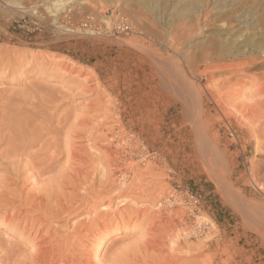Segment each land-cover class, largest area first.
Here are the masks:
<instances>
[{
	"label": "rangeland",
	"instance_id": "374dc122",
	"mask_svg": "<svg viewBox=\"0 0 264 264\" xmlns=\"http://www.w3.org/2000/svg\"><path fill=\"white\" fill-rule=\"evenodd\" d=\"M37 1L59 18L0 2V151L12 141L18 153L0 162V264H27L32 245L53 236L66 238L80 264H264V123L252 126L234 111L261 98L264 53L241 54L255 47L239 43L230 56L215 45L238 35L264 42V0H89L86 11L76 4L77 18L59 11L73 0L57 11L53 0ZM186 15L205 24L191 44L182 38ZM215 97L228 100V112ZM97 146L118 162L110 192ZM74 149L91 162L82 164ZM186 188L201 197L197 210L160 221L152 202L171 192L185 199ZM65 205L71 212L57 216ZM149 239L163 246L149 250ZM174 255L182 260L172 262Z\"/></svg>",
	"mask_w": 264,
	"mask_h": 264
},
{
	"label": "bare ground",
	"instance_id": "6f19581e",
	"mask_svg": "<svg viewBox=\"0 0 264 264\" xmlns=\"http://www.w3.org/2000/svg\"><path fill=\"white\" fill-rule=\"evenodd\" d=\"M1 1H3V2H1ZM43 1H48V0H43ZM69 0H53V2L51 3V6H52V10L53 9H55L56 11H57V7H61V6H63V5H65L67 2H68ZM157 1V3H159L158 1L159 0H156ZM206 1V0H205ZM208 1V0H207ZM246 1V0H245ZM248 1V0H247ZM0 2H1V4L2 3H4L5 5H7V6H10V5H17L18 7H21V8H23L24 10H27V8H30V10L31 11H33V12H36L37 14H40L41 15V18L43 17V19H45V20H48V21H50V20H52V19H56V18H59V17H57V16H55V17H53V16H50L49 15V13L48 12H46V9H44V8H39V1H37V0H0ZM89 0H73V4L72 5H70V6H68V7H61L60 8V15H63L64 13H68L67 15H71V16H74V17H76V16H78V13L76 12V10H75V8H76V6L78 5V6H81L82 7V10L83 11H86L87 10V8H88V5H89ZM127 2V1H126ZM196 2H199L200 3V0H195V3ZM201 2H202V0H201ZM217 2V1H216ZM249 2V1H248ZM70 3V2H69ZM156 3V4H157ZM203 3V2H202ZM56 4V5H55ZM71 4V3H70ZM77 4V5H76ZM144 4V3H143ZM146 4H147V7H148V2H146ZM149 4H151V3H149ZM197 4L198 3H196V5H193V6H197ZM245 4H246V2H245ZM256 4V3H255ZM3 5V4H2ZM47 5H48V8H50V6H49V2L47 3ZM74 5V6H73ZM201 5V4H200ZM203 6V5H202ZM206 6H207V4H206ZM150 7V6H149ZM245 7V5L243 4V3H240L239 4V6L238 7H236V9L238 8V11L239 10H242L243 8ZM89 8H91V7H89ZM88 8V9H89ZM182 8H184V7H182ZM198 8H199V6H198ZM205 8V7H204ZM64 9V10H63ZM80 10V9H79ZM181 10V9H180ZM183 10V9H182ZM181 10V11H182ZM186 9H184V12H180L181 13V15L183 16V14L185 15V11ZM196 10V9H195ZM205 10V9H204ZM62 11H64V12H62ZM83 11L81 12V13H83ZM192 11V10H191ZM50 12H52V11H50ZM54 12V11H53ZM187 12H189L190 13V11H187ZM193 12H194V9H193ZM202 12L203 11H201V10H198V12L197 13H199V15L200 16H198L197 17V19L200 17L201 18V15H202ZM231 12H233V11H231ZM237 12V11H236ZM235 11L233 12V13H236ZM56 13V12H55ZM207 13V12H206ZM228 14L230 13V12H227ZM179 14V13H178ZM191 14H193V13H191ZM205 14V13H204ZM248 14V13H247ZM56 15V14H55ZM180 15V14H179ZM178 15V16H179ZM206 15H208V13L206 14ZM206 15H204V16H206ZM229 15H231V14H229ZM59 16V15H58ZM66 16V15H65ZM188 16H189V14H188ZM188 16L186 15L185 17H186V19L188 18ZM196 16V15H195ZM223 16V15H222ZM68 17V16H67ZM181 17V16H180ZM184 17V16H183ZM191 17V16H190ZM194 17V16H193ZM210 17V16H209ZM77 18V17H76ZM229 18V17H228ZM192 19V18H191ZM191 19L190 20H186L187 22L189 21V23L188 24H184L185 26L184 27H182V29H181V31H182V38H185L184 39V42H185V40L188 42V43H190L191 44V42L193 41L192 39H193V36H190L193 32H195V31H197V32H202L203 31V29H204V27H205V24H200V23H192V21H191ZM223 19V18H222ZM148 20V19H147ZM227 19H224V21H226ZM232 20V19H231ZM153 21V20H152ZM151 21V19L149 20V21H147L146 22V18H145V21H144V26L143 27H145V28H147L148 29V31L150 32V31H152V33H154L156 36H158V34H159V30H158V28H157V26L156 25H154L155 23L154 22H152ZM220 21L222 22L223 20H221L220 19ZM223 21V24H222V26H224L225 25V23L226 22H224ZM245 21V20H244ZM93 23V22H92ZM106 23L109 25L110 24V21H106ZM230 23V22H229ZM227 25V24H226ZM224 27H226V26H224ZM224 27H222V28H224ZM227 27H229V26H227ZM231 27V26H230ZM227 29V28H226ZM230 29V28H229ZM75 30H80L79 28L77 29H75ZM84 30V29H83ZM89 30H91V29H89ZM88 30V31H89ZM82 31V30H81ZM80 32V31H79ZM90 32H92V31H90ZM87 33V32H86ZM151 33V32H150ZM243 34V33H242ZM238 35V34H237ZM243 35H245V34H243ZM247 35V34H246ZM242 35H238L237 37V39H233V40H227L226 39V41L224 40H222V41H220L219 39V41H218V43H216L215 42V45H216V48L219 50V52H220V54H224V53H226V55L228 54V55H230V56H234V55H236V52L237 51H239L240 49H242V48H240V47H238L239 46V43H241L242 44V47L244 46H247V47H252V46H254L255 48L254 49H250L251 51H247V52H245V50L244 51H240L239 53H241V54H247V53H249L250 54V56H252V54H254L255 52H257V50L259 51V53L261 52V53H264V42H261V41H258V40H255V39H251V38H243L242 40H239V38L241 37ZM245 37H247V36H245ZM249 37V36H248ZM253 38V37H252ZM215 41V40H214ZM172 45L173 46H175L174 44H176L177 45V47L179 46V45H181V43H178L177 44V42H174L173 41V39H172ZM238 42V43H237ZM183 43V42H182ZM192 44H194V43H192ZM196 44V43H195ZM213 45V44H212ZM191 46V45H190ZM238 47V48H237ZM218 52V53H219ZM238 53V52H237ZM162 55V54H161ZM186 55L187 56H189V54L188 53H186ZM240 55V54H239ZM237 56V55H236ZM240 56H242V55H240ZM263 56V55H262ZM149 57V56H148ZM153 57V56H152ZM154 57H155V59L157 60V61H163V57H161V56H158V55H154ZM153 57V58H154ZM264 57V56H263ZM153 58H150V59H153ZM250 58V57H249ZM154 60V59H153ZM174 60V59H173ZM6 61V60H5ZM180 62V61H179ZM153 63V62H152ZM177 63V62H176ZM182 63V62H181ZM187 63V62H186ZM189 63H191L190 61H189ZM259 63V62H258ZM258 63H255V64H258ZM247 65V66H249L250 64L249 63H244L243 65ZM66 65V64H65ZM166 65V64H165ZM187 65V64H186ZM189 65V64H188ZM236 65H237V63H236ZM235 65V66H236ZM240 65V64H239ZM156 66H159V65H157L156 64ZM171 66H173V65H171ZM241 66H242V64H241ZM74 67V65H71V70H72V68ZM160 67V66H159ZM164 67V66H163ZM176 67H178V66H176ZM190 67H191V65H190ZM237 67V66H236ZM240 67V66H239ZM258 67V66H257ZM69 68V69H70ZM174 68V67H173ZM181 68V67H180ZM213 68H215V66L214 67H212V68H209V70H210V74L211 75H214L215 73H214V71H212V69ZM238 68V67H237ZM165 69V68H164ZM206 69V68H205ZM244 69H246L245 67H243V68H241L238 72L240 73V74H243L244 73ZM77 70V69H76ZM81 70H82V68H80L79 69V72H81ZM163 70V69H162ZM166 70V69H165ZM179 70V69H178ZM238 70V69H237ZM78 71V70H77ZM164 71V70H163ZM162 71V72H163ZM207 71H208V69H207ZM93 72V71H92ZM92 72H87L86 73V76L89 78V79H91V80H95V75L92 73ZM184 72V71H183ZM243 72V73H242ZM78 73V72H77ZM209 73V72H208ZM79 74V73H78ZM82 74V73H81ZM163 74H164V72H163ZM85 75V74H84ZM157 75V74H156ZM169 75H171V74H169ZM244 75V74H243ZM164 77V76H163ZM178 77V76H177ZM176 77V78H177ZM188 78V76L186 77V79ZM165 79V78H164ZM173 79H175V78H173ZM179 79V78H178ZM264 79V78H263ZM171 80V79H170ZM165 81H167V80H165ZM100 81H97V83L98 84H100L99 83ZM172 82V81H171ZM174 82V81H173ZM256 82V81H255ZM262 82H264V81H262ZM95 84V83H94ZM259 84V83H258ZM261 84V83H260ZM257 85V84H256ZM94 87V86H93ZM177 87V86H176ZM95 88L97 89V87H96V84H95ZM181 88V87H180ZM92 89V88H91ZM178 89V88H177ZM193 94V93H192ZM258 96H260L261 98L259 99L258 98V100L256 101V102H254V103H249V104H247V102L246 103H244V104H237L235 107H234V111L237 113V114H239V116L237 115V117H241V118H243V120H246L249 124H251L252 126H256V125H258V126H260L261 124H263L264 123V83H262L261 85H260V87H259V89H258ZM202 92L200 91V90H195V92H194V102L196 103V101L200 104V106H201V109L203 110V102H202ZM219 97V96H218ZM218 97H215V99L217 100V102H218V105L220 106V108L223 110V111H226V112H228V100H226V99H223L224 97H220V98H218ZM222 98V99H221ZM186 101H189V100H186ZM183 102V101H182ZM191 103V105H192V101H191V99H190V102L188 103H185L186 105H188V104H190ZM229 106H230V104H229ZM188 108H190V107H188ZM191 109V108H190ZM200 109V108H199ZM192 110V109H191ZM193 111H194V108H193ZM197 111V110H196ZM201 111V110H200ZM234 112V113H235ZM232 113V112H231ZM194 115H196V114H194ZM236 116V115H235ZM198 117V116H197ZM192 119V118H191ZM194 119V118H193ZM237 119V118H236ZM195 120V119H194ZM196 121V120H195ZM242 121V120H241ZM262 126H264V125H262ZM122 128V127H121ZM2 133V132H1ZM0 133V135L1 136H3L2 134ZM0 136V146L1 145H3L4 143H3V141L4 140H2L3 138ZM91 136V135H90ZM8 138H9V136H7ZM5 139V138H4ZM131 139V138H130ZM130 139H127V141L125 140V141H122V145H119V147H124V149L126 148V147H128L129 145L128 144H131L130 142H131V140ZM12 140V139H11ZM89 140V139H88ZM93 140V139H92ZM124 140V139H123ZM136 140V139H135ZM132 141H134V140H132ZM12 141H10L8 144H7V146H6V148H5V150H3V151H0V159L2 158V161L0 160V162H3L4 160L5 161H10V159L9 158H11L10 157V153H9V151L10 152H12V153H15L14 155L15 156H17L18 155V153H16L17 151H14V150H11L9 147H11V145H13V142L11 143ZM31 142V141H30ZM15 143V142H14ZM91 146L93 147V145H95V144H93V142H91ZM101 144V143H100ZM87 145H90V143L89 144H87ZM142 145V144H141ZM9 146V147H8ZM102 146H104V145H102ZM107 146V145H106ZM80 147V146H79ZM87 147V146H86ZM98 147V146H97ZM108 147V146H107ZM118 147V146H117ZM94 148V147H93ZM93 148H91V149H93ZM99 148V147H98ZM10 149V150H9ZM12 149H14V148H12ZM84 149L85 150H87L85 147H84ZM95 149V148H94ZM93 149V150H94ZM123 149V150H124ZM133 149V148H132ZM24 150V149H23ZM82 150V149H81ZM81 150H79V149H77V150H73L74 151V156L75 157H77V158H79V160L82 162V164L83 163H87V161L89 160L87 157H86V155H87V153H86V155H84L83 153H85V152H82ZM98 150V152H99V154L97 155V156H99V160L98 159H96L97 161H98V164H97V166H99V170H100V172L99 173H101V177L103 178V180H108L107 178H109L110 179V182L108 181L107 183H106V181H105V183L108 185V183H110L108 186H107V188H106V186H105V190L107 189H109L110 190V185L112 184L111 183V181L114 179H112L111 177L113 176V174H116V163H118L117 162V160L116 159H114V157H115V155L113 156V152L114 151H112V149H106V150H103V149H101V147L99 148V149H97ZM139 150V149H138ZM141 151V150H140ZM97 152V151H96ZM96 152H94V153H96ZM97 152V153H98ZM73 154V153H72ZM92 155H93V153H91ZM141 155V154H140ZM91 156V155H90ZM96 156V157H97ZM74 158V157H73ZM88 159V160H87ZM91 159H93V157L91 158ZM95 160V161H96ZM20 161V160H19ZM90 161V160H89ZM91 162V161H90ZM7 163V162H6ZM15 163V165L17 164V161H13V163H11V164H14ZM21 163V162H20ZM89 163V162H88ZM93 163V162H92ZM97 163V162H96ZM4 165H5V163H3ZM11 164H9V165H11ZM18 164H19V162H18ZM17 164V165H18ZM85 165V164H84ZM89 166H91V165H89ZM76 169V168H75ZM86 170V169H85ZM77 171V170H76ZM1 174V173H0ZM99 176V175H98ZM122 176H125V174L123 173V175ZM6 178V177H5ZM124 178V177H123ZM104 182V181H103ZM113 182V181H112ZM122 182V181H121ZM113 185V184H112ZM120 185V184H119ZM121 185H124V183L122 182L121 183ZM116 186V185H115ZM114 187V186H113ZM137 187V186H136ZM91 188V187H90ZM103 188H104V186H103ZM97 190V189H96ZM104 190V189H103ZM103 190H102V192H103ZM104 190V191H105ZM108 190V191H109ZM113 190V189H112ZM107 191V192H108ZM111 191V190H110ZM109 191V192H110ZM117 191V190H116ZM97 192V191H96ZM106 191H105V193H107ZM113 192H114V190H113ZM145 194V193H144ZM95 195V194H94ZM101 195H102V193H101ZM106 196V195H105ZM145 196V195H144ZM112 201V200H111ZM121 201V200H120ZM151 202V201H154V200H148V202ZM186 201V202H185ZM71 202H73V201H71ZM113 202V201H112ZM119 202V201H118ZM147 202V203H148ZM122 203H124L123 201H121V202H119V204H122ZM126 203V202H125ZM76 204V203H75ZM74 204V205H75ZM86 204V203H85ZM149 204V203H148ZM152 204H154V206H155V208H156V213H158V218L160 219V221L162 220V217H164V216H169V217H173V216H176V215H174V214H177V213H179L180 211V214L182 215V217L184 216H189V215H191L190 213H191V211H192V209H190V208H192L191 206H195V202L193 201H187V200H185L184 199V197L181 195V194H179V193H177V192H171L170 194H168V199L163 203V202H156L155 203V201H154V203L152 202ZM151 203H150V205H152ZM122 205H124V204H122ZM149 205V206H150ZM68 206H70V208L68 207ZM76 206H78L77 204H76ZM85 206V205H84ZM131 206V205H130ZM143 206V205H142ZM141 206V207H142ZM145 206V205H144ZM65 207V208H64ZM75 207V206H74ZM93 207V206H92ZM152 207V206H151ZM73 208V207H72ZM79 208V207H78ZM104 208H108L107 206H105ZM110 208V207H109ZM108 208V209H109ZM134 208V207H133ZM121 209V208H120ZM72 210H74V209H72ZM113 210V209H112ZM144 210V209H143ZM58 212H55L56 214H57V216H61V215H63V213H65L66 214V216H68V214L71 212V205H65V206H63V209L61 210V208H60V211L59 210H57ZM73 212V211H72ZM75 212V211H74ZM73 212V213H74ZM55 213H54V216H55ZM116 213V212H115ZM106 214V213H105ZM73 215H75V214H73ZM100 215V214H99ZM179 216V215H178ZM63 217H65V216H63ZM62 217V218H63ZM71 217V216H70ZM197 217L199 218V219H202V222H205V221H207L208 219L203 215V216H200V215H197ZM16 218V217H15ZM198 219V220H199ZM44 220V219H43ZM157 220V219H156ZM165 220V219H164ZM166 221V220H165ZM76 222V221H75ZM78 223V222H77ZM166 223H167V221H166ZM179 223H181V222H179ZM206 223V222H205ZM176 224V223H175ZM197 224V223H196ZM207 224H209L208 222H207ZM159 225V224H158ZM167 225H169L168 223H167ZM210 225V224H209ZM74 226V225H73ZM162 226V225H161ZM212 226H214L213 225V223H212V225H211V228H212ZM75 227V226H74ZM81 227V226H80ZM66 228V227H65ZM73 228V227H72ZM153 228V227H152ZM158 228V227H157ZM194 229H193V231L192 232H198L199 230V228H196V227H193ZM68 229V228H67ZM191 229V228H190ZM59 230V229H58ZM192 230V229H191ZM52 231V230H51ZM200 232V231H199ZM69 233H67L66 235H68ZM197 234V233H196ZM201 234V233H200ZM188 235H189V233H188ZM190 235H191V232H190ZM189 235V236H190ZM48 236V235H47ZM65 236V235H64ZM44 237H45V235H44ZM177 237V236H176ZM58 238H60V237H58ZM57 238V236H53L52 237V239L51 240H49V241H47L46 242V240H45V243H41V242H39V243H37V247H36V245L35 246H33L32 245V247H35L34 249H35V254L32 256V257H30L29 259H28V263L27 264H80V260L79 259H81L82 257H80L79 259L77 258V256H75V254H72L71 253V251H70V249H69V243H67L66 242V238L64 239V238H60V239H58ZM68 240H69V237L67 238ZM91 241V240H90ZM69 242V241H68ZM161 244V242H157L155 239H149L147 242H146V244H145V246L150 250V249H152L153 247L152 246H156V245H160ZM168 244H169V246L171 247V249L173 250V251H176V249H179V246H180V238H176V239H173V240H170L169 242H168ZM71 245V244H70ZM100 247L102 246V243H100V245H99ZM160 246H163V245H160ZM190 246V245H189ZM6 248V247H5ZM146 248V249H147ZM158 248V247H157ZM31 250V249H30ZM7 251V250H6ZM167 254V253H166ZM183 254V253H182ZM30 255V254H29ZM173 255V254H172ZM26 257V256H25ZM172 259V262H175L176 260L177 261H179V260H182V259H180L178 256H176V255H174V256H170ZM168 258V257H167ZM24 260H25V258H23ZM169 259V258H168ZM152 260V259H151ZM160 260V259H159ZM162 260V259H161ZM19 261H20V259H19ZM23 260L21 259V262H22ZM153 261V260H152ZM176 261V262H177ZM20 262V263H21ZM82 262V261H81ZM84 262V261H83ZM146 262H148V261H146ZM157 262V261H156ZM18 263V262H17ZM86 263H87V261H86ZM149 263V262H148ZM19 264V263H18ZM172 264V263H171ZM186 264H196V261H194V260H188V261H186Z\"/></svg>",
	"mask_w": 264,
	"mask_h": 264
},
{
	"label": "built area",
	"instance_id": "2783aa9c",
	"mask_svg": "<svg viewBox=\"0 0 264 264\" xmlns=\"http://www.w3.org/2000/svg\"><path fill=\"white\" fill-rule=\"evenodd\" d=\"M178 188H181L180 184L178 185ZM181 192L185 193V200L195 202V206H191L192 208H190L192 209L191 213H194V211L197 210L198 206L200 205L201 197L197 194L192 193L188 188L184 190L181 189Z\"/></svg>",
	"mask_w": 264,
	"mask_h": 264
}]
</instances>
